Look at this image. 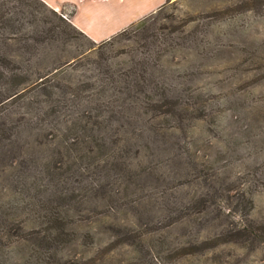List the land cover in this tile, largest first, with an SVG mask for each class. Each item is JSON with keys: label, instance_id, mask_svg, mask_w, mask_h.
<instances>
[{"label": "rangeland", "instance_id": "374dc122", "mask_svg": "<svg viewBox=\"0 0 264 264\" xmlns=\"http://www.w3.org/2000/svg\"><path fill=\"white\" fill-rule=\"evenodd\" d=\"M146 1L0 0V264H264V0Z\"/></svg>", "mask_w": 264, "mask_h": 264}, {"label": "crops", "instance_id": "0c3cea01", "mask_svg": "<svg viewBox=\"0 0 264 264\" xmlns=\"http://www.w3.org/2000/svg\"><path fill=\"white\" fill-rule=\"evenodd\" d=\"M40 1H42L45 5L53 9H60L63 5L77 6L78 16L82 11V15L87 16L88 18L95 17L96 15L95 13L98 11L97 13L98 17H96L95 20L102 18L103 21H106V23H104V29L102 28L99 30L101 31L100 33H110V34L114 32L113 27L115 25H118L120 22H122V19L124 17L123 14H121L117 19L114 18L110 19L114 15L113 8L116 7H119V9H121V7L125 8V6L129 3V0H101L96 8V6H94L93 4L94 0H82V2H84L83 4H78L77 0H40ZM158 2L162 3L163 0H154L152 4H149L148 1H146L145 7L141 5L139 7L140 8L142 7L144 10L146 9L145 11L146 13H148L155 9L156 5H158ZM130 15L131 14H128L127 16ZM95 20L93 19V21ZM73 21H74L73 24L76 27L82 28L77 21V16L76 18L74 16Z\"/></svg>", "mask_w": 264, "mask_h": 264}, {"label": "trees", "instance_id": "16d2710c", "mask_svg": "<svg viewBox=\"0 0 264 264\" xmlns=\"http://www.w3.org/2000/svg\"><path fill=\"white\" fill-rule=\"evenodd\" d=\"M57 220V219H56ZM61 232H63L61 229H59V230H57V231H55L54 233L55 234H60ZM52 235H54L53 233H52Z\"/></svg>", "mask_w": 264, "mask_h": 264}]
</instances>
